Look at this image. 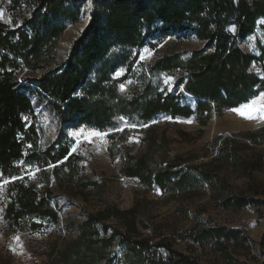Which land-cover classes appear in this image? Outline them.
I'll return each mask as SVG.
<instances>
[{"label": "trees", "instance_id": "trees-1", "mask_svg": "<svg viewBox=\"0 0 264 264\" xmlns=\"http://www.w3.org/2000/svg\"><path fill=\"white\" fill-rule=\"evenodd\" d=\"M7 11L9 23L0 20V177L7 181L0 199L6 201L4 218L12 226L22 227L33 219L56 222L48 185L52 180L58 186L64 181L71 185L78 170V157L70 153V143L61 133L54 143L39 149L34 124L27 120L34 119L31 96L44 103L60 125L115 130L120 118L142 126L158 114L195 116L204 126L212 115L264 92V78L252 69L259 58L237 44L253 33L258 19H264V0H90L88 23L62 60L55 58V48L67 25L79 20L76 0H11ZM156 21L162 23L160 38L169 29L186 27L204 47L187 58L168 48L148 65L149 79L127 98L118 91L119 80L112 75L134 64L137 55L133 51L146 36L153 37ZM174 75H178L174 92L161 88V77ZM184 96L194 99V108L180 102ZM128 135L129 130L123 129L119 136L125 140ZM147 142L152 146L155 139L149 136ZM230 144L227 138L219 145L215 160L234 163L241 159ZM22 161L39 168V181L44 184L41 193L38 182L27 183L23 177ZM177 167L178 158L153 175L139 159L122 168L121 174L182 195L200 192L206 184L213 190L224 180L199 166L170 172ZM220 199L222 207L234 209L259 203L229 192ZM108 220L114 223L107 224ZM30 227L35 230L38 225ZM207 237L237 241L240 235L238 230L217 228L203 231L195 241L202 243ZM116 240L122 245V264H198L174 250L165 238L143 237L134 209L111 205L85 216L77 225L76 238L57 253L56 262L100 264L108 261Z\"/></svg>", "mask_w": 264, "mask_h": 264}, {"label": "rangeland", "instance_id": "rangeland-1", "mask_svg": "<svg viewBox=\"0 0 264 264\" xmlns=\"http://www.w3.org/2000/svg\"><path fill=\"white\" fill-rule=\"evenodd\" d=\"M10 2L0 0V12L3 13L0 20L6 23L10 20L7 11ZM76 3L80 5L79 20L68 24L57 41V60L66 56L88 23L90 0H76ZM23 13L28 15V9L24 8ZM161 27L162 23L156 21L152 26L153 37L146 36L143 45L133 51L137 55L134 64L129 68H118L112 75L119 80L118 91L127 98L149 79L148 65L168 48L187 58L192 51L204 47L192 29H169L160 38L157 35ZM228 30L232 34L235 32L234 26ZM237 44L244 52L259 58L252 69L264 78V19H258L253 33L238 39ZM177 77L162 76L161 88L174 92ZM121 84L124 90H121ZM254 98L232 109L240 108ZM31 100L34 119L27 120L34 124L39 149L54 143L61 133L70 143V153L78 157V170L71 185L64 181L58 186L54 180L48 185L50 206L58 216L56 222L33 219L22 227L12 226L4 218L6 201L1 197L0 264H59L57 253L76 238L77 225L87 214L96 213L107 205L119 210L134 209L143 237L154 241L165 238L174 250L198 264H264V243L261 244L264 238V131L260 130L264 119H245L228 109L221 115H212L204 126L198 124L195 116L171 118L168 114H158L142 126L120 118L117 129L98 130L84 125H60L56 116L35 95ZM180 102L191 108L195 105L191 96H184ZM81 129L80 135H73ZM123 129L129 130L125 140L119 136ZM93 131L106 135L89 136ZM149 136L155 139L152 146L147 142ZM227 138L241 157L234 163L215 160L217 148ZM176 158L180 167L172 168L170 172L199 166L204 172L213 171L224 180L218 181L213 190L206 184L200 192L182 195L164 191L156 184L145 186L137 177L121 174L122 168L143 159L146 169L154 175L174 164ZM19 166L25 172L23 177L27 178V183L38 182L37 190L41 193L44 184L39 181V168L23 161ZM6 183L0 177V195H3ZM224 192L259 203L240 209L222 207L219 202ZM31 223L38 227L32 230ZM106 223L114 222L108 220ZM217 228L238 230L240 237L237 241L216 237H207L202 243L195 241L203 231ZM121 254L122 245L116 240L108 261L100 264H122Z\"/></svg>", "mask_w": 264, "mask_h": 264}, {"label": "snow or ice", "instance_id": "snow-or-ice-1", "mask_svg": "<svg viewBox=\"0 0 264 264\" xmlns=\"http://www.w3.org/2000/svg\"><path fill=\"white\" fill-rule=\"evenodd\" d=\"M3 13L0 12V18H2ZM171 79V78H169ZM121 90H124V85L121 84ZM231 111L236 112L238 115L243 116L245 119H264V92H262L258 97L254 98L248 104L242 105L240 108L231 109ZM190 122V121H189ZM132 127H135L134 125ZM83 132V129L80 132L73 133V135H80ZM106 133L100 132H91L89 136H104Z\"/></svg>", "mask_w": 264, "mask_h": 264}]
</instances>
